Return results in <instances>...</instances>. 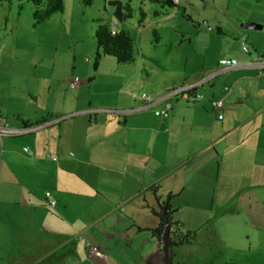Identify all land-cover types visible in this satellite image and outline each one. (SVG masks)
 I'll return each mask as SVG.
<instances>
[{
    "label": "crops",
    "instance_id": "1",
    "mask_svg": "<svg viewBox=\"0 0 264 264\" xmlns=\"http://www.w3.org/2000/svg\"><path fill=\"white\" fill-rule=\"evenodd\" d=\"M147 1L155 3L152 10ZM180 1L190 8L199 3ZM117 2L120 17L104 7L91 32L108 25L127 33L137 44L134 61L119 65L101 55L95 38L69 36L63 43L60 34L45 54L50 75L36 78L35 88L17 82L12 71L24 10L12 3L0 10V126L13 132L0 139V264H161L162 244L152 230L165 202L171 220L195 232L172 258L187 264L200 251L201 228L226 223L236 209L264 197V72L218 66L222 58H264L262 16L215 18L211 32L200 31L199 61L186 57L181 64L150 57L143 41L147 33L160 40L156 32L166 29L171 0ZM252 22L262 29H246ZM159 61L170 69L158 73ZM71 78L80 85L72 89ZM205 79L197 88L202 99L169 100L166 118L155 114L163 103L142 109L143 93L156 98ZM217 100L221 112L212 105ZM46 192L56 201L52 209ZM78 237L107 258L89 257Z\"/></svg>",
    "mask_w": 264,
    "mask_h": 264
},
{
    "label": "rangeland",
    "instance_id": "2",
    "mask_svg": "<svg viewBox=\"0 0 264 264\" xmlns=\"http://www.w3.org/2000/svg\"><path fill=\"white\" fill-rule=\"evenodd\" d=\"M108 1L62 0L63 13L55 14L56 17L53 15L50 17L49 23H47L48 19L34 26V29L30 28L29 23L33 21L36 7L25 0L11 2L13 10H24L23 21L20 23L22 27L18 31V39L14 47L16 49L17 45L15 53L19 57L12 69L17 82L28 80L29 86L35 88L37 87L36 78L47 79L49 77L50 60L45 57V54L48 53L50 45L54 44L60 34L63 43L68 41L69 36L94 39L95 36L91 32L92 27H96V20L105 14L104 7L106 10H114ZM198 1L199 3L191 8L183 2L181 3L180 0L175 3L174 7L170 9L166 7L172 15L162 21L166 25V29L156 32L160 40L155 42L156 36L152 33H147V38L143 39L150 57L160 60L172 57L174 61L181 62V64L188 57L190 62L195 63L200 59V31L207 34V27L213 29L215 18L234 19L236 15L256 11L264 21V0ZM4 4L8 3H0V6H3L0 7V10H7L8 5ZM147 4L151 6L148 10L155 7V3L147 1ZM188 7L190 16L183 11ZM128 20L130 19L128 18ZM203 23L205 25L201 30L198 25ZM11 43L13 41H10L8 45L11 46ZM136 45L134 41V54L137 51ZM43 59H47V61L43 62ZM160 68L170 69L163 61L157 63L156 71L158 73H161ZM61 69L59 73L64 71V68ZM171 69H175L174 66ZM45 84L47 85V83ZM43 100H45V94ZM258 199L259 202L247 203L242 208L236 209L234 215L226 223H217L214 220L201 228L200 251L198 254L189 255L187 264H193L197 260H200V264H264V197L260 196Z\"/></svg>",
    "mask_w": 264,
    "mask_h": 264
},
{
    "label": "trees",
    "instance_id": "3",
    "mask_svg": "<svg viewBox=\"0 0 264 264\" xmlns=\"http://www.w3.org/2000/svg\"><path fill=\"white\" fill-rule=\"evenodd\" d=\"M13 1L23 0H0V3H11ZM32 3L36 9L33 14V25H39L50 19L55 14L63 13L62 0H25ZM109 5L116 8L115 17H120V4L117 0H109ZM95 40L101 55L112 58L119 65H128L134 61V40L124 32L112 33L108 25H99L95 30ZM157 41V40H156ZM171 196H168L170 199ZM168 201V200H167ZM166 212L171 220L170 205L165 202ZM159 224L156 229L152 230L153 236L160 242V236L164 228L163 211L156 214ZM170 241L172 258L175 257L174 249L182 245H190L195 239V232L186 229L182 222L171 220Z\"/></svg>",
    "mask_w": 264,
    "mask_h": 264
},
{
    "label": "built area",
    "instance_id": "4",
    "mask_svg": "<svg viewBox=\"0 0 264 264\" xmlns=\"http://www.w3.org/2000/svg\"><path fill=\"white\" fill-rule=\"evenodd\" d=\"M174 5L177 3L179 0H171ZM203 26L205 23L202 24ZM206 30L208 32H211L213 29L211 27H207ZM113 33V32H112ZM242 51L245 54H249L251 52L250 47L244 42L242 43L241 46ZM218 66L220 70H231L235 68H240V67H254L259 69L260 72H264V58L263 57H256L250 62H245L242 63L236 59H229V58H222L218 62ZM207 79L202 80L201 82L195 83V84H190V85H183V86H174L172 88H168L164 90L158 97L153 98L149 94L143 93L139 96V99L143 102V110H147L148 108L154 106L155 104L158 103H163V108L160 110H156L155 114L159 117L166 118L168 117V113L171 109V105L169 103V100L171 99H180L185 102H198L199 100L202 99V95L198 93L197 88L202 86L204 82H206ZM80 80L77 78H71L70 79V87L72 89L78 87L80 85ZM226 92L229 91V88L224 89ZM213 107L216 109V111L221 112L224 108V103L223 100H217L212 102ZM95 111H91L93 114ZM122 113V112H120ZM39 127H35L32 130H37ZM12 130H10L7 127L0 126V138L2 136L10 135L12 134ZM26 151V149H25ZM45 198H46V205L48 208L52 209L54 208L56 201L52 198V195L50 192L45 193ZM78 240L82 241L84 243L85 248L87 249V253L89 257H95L98 258L99 260H105L107 258V255L97 247H94L91 245L89 242L84 241L82 237H78Z\"/></svg>",
    "mask_w": 264,
    "mask_h": 264
},
{
    "label": "water",
    "instance_id": "5",
    "mask_svg": "<svg viewBox=\"0 0 264 264\" xmlns=\"http://www.w3.org/2000/svg\"><path fill=\"white\" fill-rule=\"evenodd\" d=\"M248 30H261L262 26L256 23H249L246 26ZM163 218H164V228L162 234L160 236L161 244H162V257L161 264H172V250H171V241H170V225L171 220L166 212V206L162 208Z\"/></svg>",
    "mask_w": 264,
    "mask_h": 264
}]
</instances>
